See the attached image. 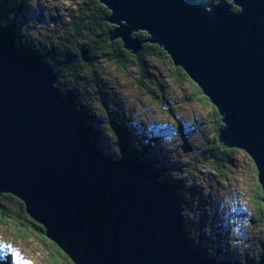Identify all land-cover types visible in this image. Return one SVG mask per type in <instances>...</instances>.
I'll list each match as a JSON object with an SVG mask.
<instances>
[{"label": "water", "instance_id": "1", "mask_svg": "<svg viewBox=\"0 0 264 264\" xmlns=\"http://www.w3.org/2000/svg\"><path fill=\"white\" fill-rule=\"evenodd\" d=\"M99 1L111 41L137 55L133 34L146 32L218 108L219 142L250 156L264 201V0ZM14 39L0 27V195L22 200L74 264H226L191 242L182 199L159 170L127 147L105 154L74 95L55 87L58 72L15 52Z\"/></svg>", "mask_w": 264, "mask_h": 264}, {"label": "rangeland", "instance_id": "2", "mask_svg": "<svg viewBox=\"0 0 264 264\" xmlns=\"http://www.w3.org/2000/svg\"><path fill=\"white\" fill-rule=\"evenodd\" d=\"M83 2L1 0L0 15L3 24L16 25L19 34L16 45L24 43L37 51L56 48L57 52L63 50L61 43L68 35L66 29L78 17L76 10ZM87 45L84 43L80 53L83 63L77 80L74 79L79 85L75 90L100 146L109 155L115 153L120 157L123 147L120 150L117 138L127 135L128 149L137 146L150 153L154 157L147 160L157 161L153 162L157 169L183 185L184 190L178 192L188 202L187 211L184 208L182 214L183 225L186 228L187 222L192 228L196 247L200 244L205 256L226 264L257 259L264 243V223L255 200L258 191L254 164L249 158L232 153L230 161H223L220 174L212 170L207 159L213 146L210 138L216 131L207 119L210 110L201 98L192 99L195 94L192 82L175 74L167 58L150 49L143 59L148 67L142 68L131 60L103 55L102 50L92 53ZM19 49L26 50L24 46ZM43 72L49 74L50 70L46 68ZM103 106L110 111V119H114L115 132L108 126ZM1 233L0 264L13 250L17 260L6 264H45L43 257H50V250L34 238L24 245Z\"/></svg>", "mask_w": 264, "mask_h": 264}, {"label": "trees", "instance_id": "3", "mask_svg": "<svg viewBox=\"0 0 264 264\" xmlns=\"http://www.w3.org/2000/svg\"><path fill=\"white\" fill-rule=\"evenodd\" d=\"M202 1L212 2L214 0H202ZM77 8H79L76 10L78 17L69 23L66 29L68 35L65 38L66 40H64V42L62 41L61 43L63 50L61 51L59 50L55 52L56 48L50 50L49 49L44 50L42 48L41 51H37L34 48H32L31 45L29 47L26 44L22 43L21 40H19V42L22 44L18 45V47L24 46L28 52L41 57L45 62H47L49 65H51L54 68L55 72H58L59 77L56 83L57 87L63 93L71 92L74 94V96H76L77 103L81 107L82 114L87 122V126L89 130L91 129L90 131L92 132L95 141L98 142L97 144L100 146L99 144L100 139L99 138L97 139L98 135L96 133H93L92 127L89 125L87 121L89 120L88 119L89 117L87 118L88 114L82 108V105L78 100V93L75 90V88L77 89L79 87L76 80H77L78 72H80V68L82 67L81 64L83 63L80 53L82 52L84 43L89 44V46L87 45V47L90 48L92 53L96 49H98L99 51L102 50L103 55H113L116 59L118 58L121 61L127 59L129 61L131 60L142 68L148 67L145 60L143 59L144 56L146 55V51L150 49L153 51L154 54L167 57L171 63V70L177 75H183V77L186 80H189L194 84L195 94L192 99L201 98L202 103L205 105L207 109L210 110L207 119L208 122L210 123L211 128L214 131H216V134L212 138H210V140L213 143V146L211 147V151L208 153L207 160L210 159L212 164L211 167L212 170L220 174L223 161H230L232 159L231 156L232 153L239 152L242 150L239 148L224 147L219 142L218 135L221 127L223 126L221 122V115L219 113L218 108L203 93L202 89L190 78L188 74H186V72L181 67L175 66L171 57L167 54V52L164 49L160 48V46H158L157 44L144 43L141 52L135 55V54H131L130 51H127L123 48L121 39H116L114 41H111L110 31L114 28V25L111 24L107 19L108 16L111 14V11L105 5H103L99 0H84L81 6ZM233 10L239 11V8L234 6ZM2 18L3 17L0 15V26L12 28L15 32V40H17L19 38V34L16 25H14L13 22L10 25H5L3 24ZM133 36L139 37L141 40H146L149 37V35L144 31L135 32ZM85 37L87 38V41L82 40V38ZM101 46L103 47L102 49ZM94 54H96V52ZM91 60L94 59H92L91 57ZM75 78L76 80H74ZM164 102L165 101H163L162 106H165ZM103 109L105 110L106 112L105 115L107 116V119L109 121L108 126L113 132H115V128L113 127L114 119H110V115H109L110 111L105 106H103ZM112 131L111 133H113ZM124 136L125 135L123 134V137L121 136V138L120 137L117 138L118 140L117 143L120 147V150L122 149L123 146L129 145V139H128L129 137L127 135L125 137ZM102 147L104 148V146ZM132 150L136 155L144 159H148V158L151 159L154 157L151 156L150 153L145 152L144 150H139V147L137 146H134V149ZM243 152L245 156L249 158L251 162H253L250 156L245 151ZM111 156L116 158L118 155L110 153V157ZM153 162L157 164V161H153ZM161 171L162 172L160 179L167 181V183L174 189L175 192L178 193L180 190H184L183 185L176 184V181L173 180L168 174H166L165 171L163 170ZM257 191H258V197L255 200L258 202L257 203L258 213L263 217L261 218V221L264 223V201L262 200L263 188L258 180V176H257ZM182 202L184 208L186 209L188 207V202L184 201L183 199ZM186 211L184 214H186ZM185 225H186V229L189 232L191 242L195 246H197L195 239L193 238L192 235L193 233L192 228L188 226L187 222H185ZM0 232H2L1 234L4 235L5 237L10 238L12 241L14 239L15 242L20 241L24 245H27L26 242L32 238H34L36 241H39V243H41L43 247H46L47 249L50 250L49 251L50 257H46V258L43 257V262L45 264H74L71 258L55 242L50 240L45 235L43 226L37 223L35 220L32 219V217L29 214H27L24 202L12 194L0 195ZM198 248L201 249L200 244H198ZM262 253H264V243L261 245L258 258L253 259L251 262H249L247 259H244L246 262H243V264H256ZM13 260H17L16 252L14 250L13 252L6 254L4 264L10 263ZM227 263L230 264L229 261H227Z\"/></svg>", "mask_w": 264, "mask_h": 264}, {"label": "bare ground", "instance_id": "4", "mask_svg": "<svg viewBox=\"0 0 264 264\" xmlns=\"http://www.w3.org/2000/svg\"><path fill=\"white\" fill-rule=\"evenodd\" d=\"M1 28H3V29H10V30H12V32L14 33V36H15V32H14V30L12 29V28H7V27H5V26H0ZM17 43H16V40L14 39V41L11 43V46H12V49L16 52L17 50H16V48H17V46L18 45H16ZM27 51V50H26ZM28 52V51H27ZM28 53H30V52H28ZM31 55H34L33 53H30ZM37 56V55H36ZM41 58V57H40ZM43 60V59H42ZM44 61V60H43ZM45 62V61H44ZM55 72V71H54ZM57 81H58V79H57ZM57 83V82H56ZM56 83H55V87H57V85H56ZM71 93V92H70ZM73 94V93H72ZM74 95V94H73ZM73 99H74V101H75V104L77 105V107H78V110L82 113V110H81V107L78 105V103H77V101H76V98H75V96L73 97ZM82 116H83V114H82ZM84 117V116H83ZM91 130V129H90ZM93 130H94V128H93ZM91 132V131H90ZM93 135V134H92ZM98 139V138H97ZM98 143V142H97ZM125 147H127V146H123V148H124V150H125ZM128 148V147H127ZM101 149H102V151L104 152V150H105V148H103L102 146H101ZM127 150V149H126ZM147 151V150H146ZM126 152H128V156L130 157H132V158H141V159H143L144 161H148V162H150V164L153 166H155V167H157V165H155L154 163H153V161H149V160H147V159H144V158H142V157H140V156H138V155H136L134 152H133V150L132 149H129V151L127 150ZM115 154V153H114ZM112 156H114V155H112ZM111 156V157H112ZM112 158H114V157H112ZM116 158H118V156L116 157ZM119 159V158H118ZM152 159V158H151ZM157 171L159 170V173H160V175H161V171H160V169H157V168H155ZM153 171L155 172V170L153 169ZM207 257V256H206ZM210 258H212V256H210ZM213 258H215V257H213ZM217 261H219V260H217Z\"/></svg>", "mask_w": 264, "mask_h": 264}]
</instances>
